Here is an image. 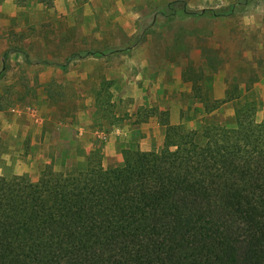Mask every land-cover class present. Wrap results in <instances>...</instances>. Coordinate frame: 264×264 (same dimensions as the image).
I'll return each instance as SVG.
<instances>
[{"label": "trees", "instance_id": "16d2710c", "mask_svg": "<svg viewBox=\"0 0 264 264\" xmlns=\"http://www.w3.org/2000/svg\"><path fill=\"white\" fill-rule=\"evenodd\" d=\"M230 94L233 117L205 109L189 129L183 115L159 150L0 180V264H264V116L247 93Z\"/></svg>", "mask_w": 264, "mask_h": 264}, {"label": "rangeland", "instance_id": "374dc122", "mask_svg": "<svg viewBox=\"0 0 264 264\" xmlns=\"http://www.w3.org/2000/svg\"><path fill=\"white\" fill-rule=\"evenodd\" d=\"M16 1L11 8L14 17L0 14V32L5 33L0 43L6 40L11 47L32 52L35 23H72L68 35L74 50L83 53L101 45V51L123 56V83L144 84L147 92L121 86L118 89L126 92L113 93V79L104 77L101 94H87L82 92L80 77L66 79L58 74L55 80L71 82L73 93H49L43 88L41 92L39 70L8 50L6 60L0 62V118L9 121L12 135L0 141V180L29 177L15 173L41 170L53 161L57 170L63 169L64 162L70 168L90 154L95 163L101 162L103 154L102 162L108 167L123 149L159 150L167 126L179 124L183 115L189 129L196 127V115L205 109H216L221 122L233 117L229 92L247 93L257 103V120L264 116V33L247 24V7H263L264 0H253L242 12L226 17L195 13L236 0H71L72 4L63 2L58 8L57 0H41L42 11L34 10L29 0ZM173 1L179 3L172 15L168 5ZM66 32L65 26L56 30L60 38ZM41 33L48 39L51 32L42 29ZM134 55L139 60L137 69L129 72L125 67L134 64ZM152 56H159L160 62L152 63ZM181 67L186 69L184 77ZM7 163L12 164L10 171L4 170Z\"/></svg>", "mask_w": 264, "mask_h": 264}, {"label": "crops", "instance_id": "0c3cea01", "mask_svg": "<svg viewBox=\"0 0 264 264\" xmlns=\"http://www.w3.org/2000/svg\"><path fill=\"white\" fill-rule=\"evenodd\" d=\"M70 1V4L73 2L71 0H57L55 3V7L58 8V6H61L62 3H67ZM16 0H0V14H5L9 17H14V14L16 11L11 12V8H15ZM29 4L32 5V8L34 10L42 11L45 6L43 5L41 0H29ZM96 10V9H95ZM247 10L250 11L249 14V21L247 24H252V27L255 29H260L262 33H264V5L263 7L254 5H249L247 7ZM56 10H53L55 12ZM245 21V20H244ZM59 26H65V30L67 31L65 33L64 37H59L58 33H56V30H58ZM73 28L72 23L63 22V23H44L37 22L33 25V29L37 30V33H35L34 36V44H33V51L31 52L29 49H26L25 47H11L10 43L6 40L2 41L0 43V62L3 63L7 56L8 50H12L15 53L19 54V60H21L23 63L30 64L32 63L34 65L35 70H39V73L37 74V77L39 79L38 86L46 92L53 93V92H60V93H73L72 90V84L71 82H64L62 83L60 80H55L57 77V74L59 76H64L69 79L80 77L82 79L83 85L81 87L83 88L82 92L87 94H101V79L106 77L108 79H113V93L121 94L123 92H126V89H118L121 86H124V88H130L132 92L139 93V94H145L147 92V87L143 84L138 83H132L128 84L123 83L122 81V70L123 66L121 64L123 56L117 55V54H108L109 50L101 51V45L90 46L89 49L86 51H83V53H80L79 51L74 50V44H72V36L68 35V30H71ZM42 29H48L50 30V36L48 39H45L42 37ZM54 31V33H52ZM7 35V34H6ZM5 36V33L1 34L0 32V38ZM71 40V43H70ZM95 52H104V54L100 55H94L89 53H95ZM88 54V55H85ZM64 55V57H63ZM63 57V58H62ZM59 58V59H58ZM147 59L150 58V56L146 57ZM153 62H160L161 59L159 56H152ZM133 59V65H127L125 68L130 70H136L138 65V56L134 55L132 57ZM130 57V63H132V60ZM109 62V65L106 64V62ZM142 64L146 62V60H141ZM58 67H52V64L57 65ZM75 66L77 67L75 71ZM156 64L153 65V72H156ZM148 68H152L149 67ZM56 70V71H55ZM157 70L159 68L157 67ZM182 70V76H185L186 69L185 67H181ZM187 83H191V81H188ZM193 83V82H192ZM155 82H153V86H155ZM78 87V84L76 85V88ZM49 88V89H47ZM58 88V89H57ZM62 88V89H60ZM77 92V90H76ZM72 102V101H67ZM72 104V103H70ZM53 106H55L53 104ZM69 106V105H68ZM0 111V117H2ZM172 123V121H171ZM11 127V124L9 121L5 120L4 118H0V141L4 142L6 140L11 139L12 133L9 131V128ZM14 127L19 128L20 126L17 124V122L14 120ZM22 131L25 130L26 127H21ZM42 132V131H40ZM154 149V148H153ZM142 150V149H141ZM145 150H150L146 148ZM1 152V151H0ZM2 154V153H1ZM2 156H5L2 154ZM82 161V160H81ZM79 160L77 162H81ZM12 164L7 163L4 166L5 171H10L12 169ZM40 170L37 168L33 170H28L27 172H16L15 174H23L26 173L29 175V177L36 181V177L39 174Z\"/></svg>", "mask_w": 264, "mask_h": 264}]
</instances>
